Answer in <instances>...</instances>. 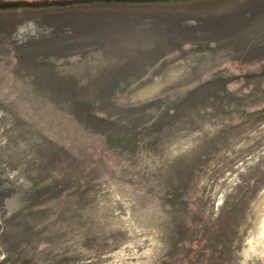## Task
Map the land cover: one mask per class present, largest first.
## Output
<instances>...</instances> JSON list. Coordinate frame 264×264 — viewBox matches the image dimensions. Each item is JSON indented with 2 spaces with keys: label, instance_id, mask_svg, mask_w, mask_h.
I'll list each match as a JSON object with an SVG mask.
<instances>
[{
  "label": "rangeland",
  "instance_id": "rangeland-1",
  "mask_svg": "<svg viewBox=\"0 0 264 264\" xmlns=\"http://www.w3.org/2000/svg\"><path fill=\"white\" fill-rule=\"evenodd\" d=\"M80 1L0 14V264H264V0Z\"/></svg>",
  "mask_w": 264,
  "mask_h": 264
},
{
  "label": "flooded vegetation",
  "instance_id": "flooded-vegetation-1",
  "mask_svg": "<svg viewBox=\"0 0 264 264\" xmlns=\"http://www.w3.org/2000/svg\"><path fill=\"white\" fill-rule=\"evenodd\" d=\"M90 1L91 0L87 2ZM161 1H169L172 4L183 2L185 4L190 1H199V0H161ZM80 2H81L80 0H0V14L1 13L9 14L12 17H17V19H22V21L28 19L37 20V18L39 17L41 18L42 16L43 17L46 16L47 18H49L52 16V14H54V12H58V11L66 12L70 9L71 5L73 6L75 4L78 5L80 4ZM147 2H155V0H148ZM22 30L23 29H18V32L25 31Z\"/></svg>",
  "mask_w": 264,
  "mask_h": 264
}]
</instances>
